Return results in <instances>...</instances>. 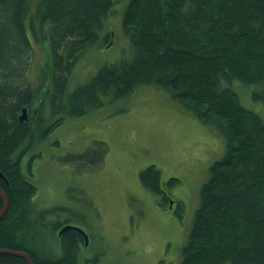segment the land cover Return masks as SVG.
Returning <instances> with one entry per match:
<instances>
[{
  "label": "trees",
  "instance_id": "16d2710c",
  "mask_svg": "<svg viewBox=\"0 0 264 264\" xmlns=\"http://www.w3.org/2000/svg\"><path fill=\"white\" fill-rule=\"evenodd\" d=\"M115 3L118 0H0V171L7 179L0 177V189L8 199L0 218V249L26 250L33 264H77L75 244L82 241L77 230L63 234L62 255L55 260L42 256L35 243L32 247L25 242V236L34 240L29 236L30 218L40 223L45 211L33 216V158L22 162L20 147L28 142L25 150H30L35 135L45 139L65 115L78 116L150 85L163 89L225 138L223 155L210 164L200 186V203L179 264H264V118L241 104L232 87L234 80L254 85L251 98L264 103V0H128L122 28L133 47L131 57L102 65L65 94L68 77L86 48L110 41L112 33H103V19ZM45 22L51 25L52 68L60 76L53 81L50 107V114L58 117L43 128L42 116L33 125L17 114L38 93L30 86L27 70L33 40H42ZM67 39L69 49L63 56L60 49ZM106 146L95 140L65 160L77 169H94L103 162ZM138 177L144 187L163 195L154 164L142 168ZM2 206L0 196V210ZM50 224L49 219L41 221L44 230ZM0 264L27 261L0 252Z\"/></svg>",
  "mask_w": 264,
  "mask_h": 264
},
{
  "label": "rangeland",
  "instance_id": "374dc122",
  "mask_svg": "<svg viewBox=\"0 0 264 264\" xmlns=\"http://www.w3.org/2000/svg\"><path fill=\"white\" fill-rule=\"evenodd\" d=\"M127 1L118 0L103 19V33H112L110 41L86 48L68 77L65 94L88 81L102 65L131 57L133 47L122 28ZM50 29L45 22L42 40H33L27 70L30 86L38 88L35 100L40 98L43 103L39 113L45 121L43 128L58 117L50 114L53 80L60 76L52 68ZM69 43L67 39L62 44L63 56ZM253 86L232 82L241 104L264 118V103L251 98ZM23 110L18 118L24 119ZM32 114L26 117L31 119ZM33 139L36 143L25 155L27 161L33 158L31 179L37 186L32 212L34 216L45 211L41 221L49 219L54 232L42 229L41 221L31 217L29 236L34 240L25 236V242L32 247L35 243L38 252L52 248L59 252L57 229L75 224L88 235L82 253L95 257L85 264H179L180 249L200 203V186L208 178L210 164L225 151V138L217 129L200 122L163 89L150 85H141L78 116L65 115L45 139L40 134ZM95 140L107 145L100 166L77 169L65 160ZM27 145L20 148L28 149ZM149 164L160 171L163 198L139 180V171ZM171 178L176 181L169 182Z\"/></svg>",
  "mask_w": 264,
  "mask_h": 264
},
{
  "label": "flooded vegetation",
  "instance_id": "af4514ba",
  "mask_svg": "<svg viewBox=\"0 0 264 264\" xmlns=\"http://www.w3.org/2000/svg\"><path fill=\"white\" fill-rule=\"evenodd\" d=\"M54 81V80H53ZM53 85V84H52ZM38 94V93H37ZM36 97V96H35ZM35 97H34V99L32 100V102L30 103V104H28V105H25L23 108H22V110L20 111V112H24V110L23 109H25L26 110V113H22V115H24L25 114V116H24V119H22V118H18L20 121H23V122H25V123H28V124H33L34 125V123L35 122H37L38 124H39V113H40V111H41V108H42V105L43 104H41L42 103V101L40 100V98L39 99H37L36 98V100H35ZM35 101V102H34ZM41 101V103L40 104H37L38 102H40ZM35 105V106H34ZM19 113V112H18ZM31 113H33L32 114V116H31V119H28L27 117H29V114H31ZM50 114H48V116H49ZM27 116V117H26ZM34 127V126H33ZM41 130L39 129V132H40ZM25 149H27V148H25V147H23V148H20V150H24V152L26 151ZM23 152V157L21 158V161H23V160H25V155H26V152L24 153ZM29 159V158H28ZM25 161H27V158H26V160ZM26 170H27V168L26 167H24V174L25 175H27V176H29L28 174H26ZM159 195H161V194H159ZM161 197L163 198V196L161 195ZM171 202H172V200H171ZM169 207H170V205H169ZM161 209H163V210H167V208L166 209H164V208H161ZM69 224H71V223H69ZM72 225V224H71ZM73 226H75V227H78V226H76L75 224H73ZM80 228V227H79ZM60 229V228H59ZM59 229H57V231H56V234H57V236H58V241H60V239L62 238V236H63V234L65 233V232H67V231H69V230H71V229H74V230H77V231H79V233H80V235L82 236V241H80L79 242V240H77L76 241V244L75 245H77L76 246V250H75V262L77 263V264H85L86 262H88L89 260H91V259H95V257H88L87 255H85L84 253H82V247H84V246H87V243H88V241H87V243H85V238H84V233L83 232H81L79 229H77V228H73V227H71L70 229H68L67 231H65V232H63L62 234H58V231H59ZM48 230L49 231H51V233H53L54 232V228L51 226L50 228H48ZM85 232V231H84ZM86 233V232H85ZM87 234V233H86ZM88 236V235H87ZM79 242V243H78ZM36 249V248H35ZM37 250V249H36ZM19 251H23V252H26V253H28L26 250H19ZM45 253H47V254H45ZM10 254V253H9ZM29 254V253H28ZM11 255H13V254H11ZM42 256H48V258H51V260H55L57 257L56 256H61L62 255V247H60V249H59V252H57L55 249H53L52 248V251H48V252H44L43 254H41ZM94 255V254H93ZM13 256H19V255H13ZM31 256V255H30ZM23 258V257H22ZM24 259V258H23ZM28 264V263H27Z\"/></svg>",
  "mask_w": 264,
  "mask_h": 264
},
{
  "label": "bare ground",
  "instance_id": "6f19581e",
  "mask_svg": "<svg viewBox=\"0 0 264 264\" xmlns=\"http://www.w3.org/2000/svg\"><path fill=\"white\" fill-rule=\"evenodd\" d=\"M233 80V79H232ZM225 86H227V85H225ZM229 87V86H228ZM0 177L5 181V182H7V179H6V177L3 175V173L0 171ZM0 196L2 197V199L4 198V197H7L6 196V194H5V192L2 190V189H0ZM170 200V199H169ZM3 204H4V199H3ZM7 206H8V199H7ZM7 206H6V209H7ZM3 207V206H2ZM2 209V208H1ZM6 211V210H5ZM4 213L5 212H3V215H4ZM2 215V216H3ZM2 216L0 215V217L2 218ZM67 225V226H66ZM66 225H64V226H66V227H63L64 229H62V227L59 229V231H58V234H62L63 232H65V231H67L68 229H70L71 227H73V228H79V227H75V226H73V225H71V224H66ZM83 233H84V238H85V232L83 231ZM87 241H88V237H87V239L85 238V243H87ZM0 250H2V249H0ZM1 252H7V253H10V254H13V255H19V256H21V257H23L24 258V256L22 255L23 253H26V252H23V251H9V250H4L3 249V251H1ZM28 254V253H27ZM30 256V255H29ZM25 259V258H24ZM26 260V259H25ZM31 262H32V260H31Z\"/></svg>",
  "mask_w": 264,
  "mask_h": 264
},
{
  "label": "water",
  "instance_id": "95a60500",
  "mask_svg": "<svg viewBox=\"0 0 264 264\" xmlns=\"http://www.w3.org/2000/svg\"><path fill=\"white\" fill-rule=\"evenodd\" d=\"M4 199V204H3V207H2V209H1V211H0V215L2 216L3 215V212H5V210H6V206H7V197H4L3 198ZM1 218V217H0ZM67 226V225H66ZM66 226H63V227H66ZM62 229H64V228H62ZM81 232H83L80 228H78ZM85 238L87 239V235L85 234ZM1 251H3V250H0V252ZM23 256H24V258L26 259V261H27V263L28 264H33V262H31V257L29 256V254H27V253H23L22 254Z\"/></svg>",
  "mask_w": 264,
  "mask_h": 264
}]
</instances>
